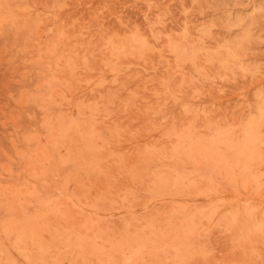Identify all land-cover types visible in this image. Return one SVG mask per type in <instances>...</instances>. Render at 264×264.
<instances>
[{"label": "rangeland", "instance_id": "obj_1", "mask_svg": "<svg viewBox=\"0 0 264 264\" xmlns=\"http://www.w3.org/2000/svg\"><path fill=\"white\" fill-rule=\"evenodd\" d=\"M0 264H264V0H0Z\"/></svg>", "mask_w": 264, "mask_h": 264}]
</instances>
